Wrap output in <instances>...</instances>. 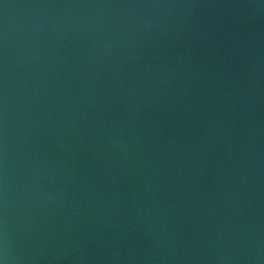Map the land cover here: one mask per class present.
Instances as JSON below:
<instances>
[{
  "label": "water",
  "instance_id": "95a60500",
  "mask_svg": "<svg viewBox=\"0 0 264 264\" xmlns=\"http://www.w3.org/2000/svg\"><path fill=\"white\" fill-rule=\"evenodd\" d=\"M3 264H264V0H0Z\"/></svg>",
  "mask_w": 264,
  "mask_h": 264
},
{
  "label": "clouds",
  "instance_id": "9594fccd",
  "mask_svg": "<svg viewBox=\"0 0 264 264\" xmlns=\"http://www.w3.org/2000/svg\"><path fill=\"white\" fill-rule=\"evenodd\" d=\"M0 264H3V261H0Z\"/></svg>",
  "mask_w": 264,
  "mask_h": 264
}]
</instances>
